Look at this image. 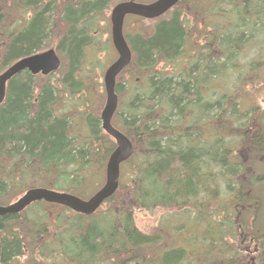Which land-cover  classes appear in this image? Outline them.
I'll list each match as a JSON object with an SVG mask.
<instances>
[{
  "label": "trees",
  "instance_id": "obj_1",
  "mask_svg": "<svg viewBox=\"0 0 264 264\" xmlns=\"http://www.w3.org/2000/svg\"><path fill=\"white\" fill-rule=\"evenodd\" d=\"M120 1L0 0V73L50 47L62 60L55 73L24 70L8 82L0 204L32 187L86 199L103 185L116 143L102 128L105 94L93 90L89 69L111 50L99 36ZM145 20H125L133 58L118 76L113 124L135 151L118 190L92 215L41 200L1 216L0 264L25 255L56 264H264V109L243 107L239 93L264 82V0H180ZM158 207L175 211L176 224L142 232L136 211Z\"/></svg>",
  "mask_w": 264,
  "mask_h": 264
},
{
  "label": "water",
  "instance_id": "obj_2",
  "mask_svg": "<svg viewBox=\"0 0 264 264\" xmlns=\"http://www.w3.org/2000/svg\"><path fill=\"white\" fill-rule=\"evenodd\" d=\"M179 1L154 0L144 2L122 0L111 9V39L117 57L104 72L106 101L101 111V121L105 133L115 140L116 148L107 161L103 185L87 199L66 191L46 187H32L11 203L0 204V217L19 213L34 202L41 200L66 206L79 214L92 215L117 191L120 184L122 163L127 161L135 151L132 140L112 123L119 105V96L116 92L117 79L133 58V51L124 33L125 20L129 15L146 19L158 18L176 6ZM61 65V57L53 47L19 58L0 73V104L6 98L8 82L20 72L28 70L34 75L42 74L46 76L57 72ZM20 264L56 263L28 262Z\"/></svg>",
  "mask_w": 264,
  "mask_h": 264
},
{
  "label": "rangeland",
  "instance_id": "obj_3",
  "mask_svg": "<svg viewBox=\"0 0 264 264\" xmlns=\"http://www.w3.org/2000/svg\"><path fill=\"white\" fill-rule=\"evenodd\" d=\"M141 1H151V0H141ZM111 9L112 7L108 10V21L104 22V25H102L103 27V31L100 34V39H101V45L104 44L105 42L109 39H111V22H110V14H111ZM193 16L187 15L186 14V18L188 21H196V19H192ZM146 24L152 23V20H145ZM136 23H134L133 21H129L128 27L132 28L135 27ZM202 27V26H199ZM112 40V39H111ZM109 43L111 44V50L108 49L109 53H106L105 51L100 52L98 54V58H99V65L98 67H96L94 69V71L92 69H89V72L91 74L94 75L95 77V81H94V88L93 90L97 89L100 91V93H98V95L101 96V94H105V98H104V102L102 103V105L100 106V111H102L105 101H106V92H105V86H104V72L106 70V68L111 64L112 61H114L117 57V52L115 50V48L113 47L112 41ZM96 53L95 52H91L92 55V59L90 60H94L96 59ZM253 52H248L246 54V58L242 61V63H246L248 62V60H250L253 57ZM184 65V64H182ZM249 79V77H248ZM263 84H254V83H247L245 84L241 89H239V93L240 96L242 98V105L243 107L248 106L250 103L253 104V106H259L261 108L264 109V82L262 81ZM98 91V92H99ZM96 95V99L95 100H99V96ZM103 100V99H102ZM101 113V112H100ZM103 183L105 182V173H104V178H103ZM102 183V184H103ZM18 197V196H17ZM17 197H15L12 201H14ZM107 208V203H104V205L101 207L102 209H106ZM176 212L173 210H169L167 208H162V207H158L153 211H148V210H137L135 213V221H136V225L137 227L145 233H151L155 230L156 227L161 226V227H167L168 224L170 225H175L176 224V220H178V218L176 217ZM188 228L184 229L181 231L180 233V237L186 239L188 237ZM190 234V233H189ZM17 263H23L22 261H26V255L22 256L19 260H17ZM115 263L118 264L119 261L117 262L116 260L111 261L109 260L107 263L105 264H111Z\"/></svg>",
  "mask_w": 264,
  "mask_h": 264
}]
</instances>
